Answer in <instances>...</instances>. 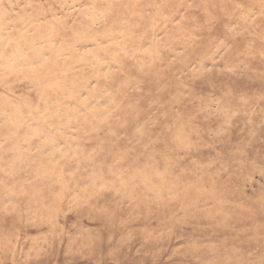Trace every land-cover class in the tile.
Returning a JSON list of instances; mask_svg holds the SVG:
<instances>
[{
  "label": "rangeland",
  "instance_id": "obj_1",
  "mask_svg": "<svg viewBox=\"0 0 264 264\" xmlns=\"http://www.w3.org/2000/svg\"><path fill=\"white\" fill-rule=\"evenodd\" d=\"M0 264H264V0H0Z\"/></svg>",
  "mask_w": 264,
  "mask_h": 264
}]
</instances>
